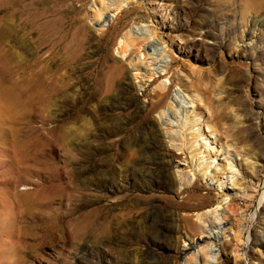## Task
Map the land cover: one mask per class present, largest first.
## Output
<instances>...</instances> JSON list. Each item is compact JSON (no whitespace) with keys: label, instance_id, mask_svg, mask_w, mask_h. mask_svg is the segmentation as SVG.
Listing matches in <instances>:
<instances>
[{"label":"rangeland","instance_id":"rangeland-1","mask_svg":"<svg viewBox=\"0 0 264 264\" xmlns=\"http://www.w3.org/2000/svg\"><path fill=\"white\" fill-rule=\"evenodd\" d=\"M95 1L0 0V27L21 24L0 82L50 73L46 104L20 89V110L0 114V264H183L208 223L215 264H264V0H129L139 17L112 0L125 8L102 27ZM132 27L196 107L173 142L156 121L164 78L140 89L116 61ZM203 157L206 180L176 184L174 167Z\"/></svg>","mask_w":264,"mask_h":264},{"label":"bare ground","instance_id":"bare-ground-1","mask_svg":"<svg viewBox=\"0 0 264 264\" xmlns=\"http://www.w3.org/2000/svg\"><path fill=\"white\" fill-rule=\"evenodd\" d=\"M111 1L112 0H96L94 2L93 13H94L95 18L93 19V22H92V23H94V25H97L98 27L105 26L102 23L105 20L112 19V16L109 15V12L119 11L120 8L124 7V6H122L123 4L128 7L130 13L132 12V14L134 13L136 16L139 17L138 10L135 7L133 8V6H130L129 0H124L123 4L119 5L120 4L119 3L118 6H116L115 3L112 4ZM122 10H120V11H122ZM135 15H133V16H135ZM15 19H16L15 16H11V19L9 21H7L3 27H0V54L2 51H5V50L9 51L10 53L4 55L3 58L7 59V61H9L10 63L15 61V59L20 57L16 51L17 49L20 48L18 41H16L19 35L16 37V34H18V32L21 30L20 29L21 24H19L20 22L17 23V21ZM133 34L137 35V37L135 35L133 37L132 36ZM151 34L152 33L149 30V28H142V27H138L136 29H133V27L130 28V30L127 31V33L122 38L123 43L121 44L120 50L118 52L119 57H118V59H116V61L119 62L120 64L121 63L123 64L122 66L125 67V69L129 75L134 73L135 78L142 77L143 79H148L147 82L141 81L144 84L140 85V89H142V88L146 89L147 87H149L152 84V81L156 82L157 79L164 78L163 81H161V79H160L161 82L159 84H157L158 86H156L153 90L154 93L157 94V99H158L157 103L161 107V110L158 113V117H157L156 121L159 123V126L162 127L164 133H166L168 135L166 137L169 138L171 142H173L174 138L171 137V134L175 135L174 133H178L179 129H183V128L188 127L190 116L197 114L196 113V107L194 105V102L190 101L189 98L183 93V91L176 90V91H174L173 94L170 92L169 86L171 83V81H170L171 79H169V76H168L170 73L169 72V62L166 61L165 67L158 66L157 60L153 56L154 54H149L146 51L147 50L146 48H145L146 49L145 50L144 48H142V47H140V46H138L132 42L133 40H138V38H140V39L150 38V37H152ZM132 43H133V45H132ZM162 73H165V74H162ZM48 75H50V73L48 71H44V70L41 71L40 70V72H38V73H35V74L33 73L31 75V78H29L28 80H24L23 82L21 81V83H22L21 86H19L16 82H15L16 84L13 82V84H15V85L12 84L10 86L4 85L0 82V114L8 116L9 113H11L12 111L15 113L16 112L15 110H17L23 106V102L20 99V93H21L19 91L20 89H21V91L24 90L26 92H28V90H26V89L31 90V93L29 92L30 93L29 94L30 99L28 98L27 101L32 102L33 99L34 100L37 99L38 101L42 102L43 104H46L47 95L49 94L48 93L49 88L44 86V79L48 78L47 77ZM158 76H159V78H158ZM22 77H21V79H24ZM25 79H27V78H25ZM17 81H19V80H17ZM53 83H55V80ZM53 83H52V85H53ZM52 90H53V88H52ZM13 112H12V114H14ZM1 119H3V118H1ZM153 120H155V119H153ZM2 121L0 123V128H1V125L3 123ZM196 137H199V134ZM197 143L199 144V142H197ZM172 147H177V146L172 144ZM178 150L182 151L183 149L182 150L178 149ZM208 161H209V158H206V157H203L200 159V163H199L200 170H199V172H195V171L193 172V171L188 170V167H183L184 165H181L182 162L180 164H177L174 167V169H175L174 170V177H175L174 179H176V184H179L181 187L190 186L198 178V173L203 174V179L206 180L208 175H210L209 174L210 172L208 171L209 166H210ZM229 161H231V159H229ZM184 163L187 164V161L184 160ZM228 166H229L231 177L234 178V176L236 175V172L234 171V168H235L234 162L233 161L229 162ZM222 197H224V195ZM224 201L227 202V200H224ZM223 204L224 203H222V206H219L216 209L211 210L209 213L220 215V213L222 212L221 213V215H222L225 212V210L227 209L225 204L224 205ZM203 215H204V213H203ZM207 217H209V216H206V218ZM222 217H223V215H222ZM217 218H219V217H217ZM197 219L200 220L201 216H198ZM214 223L215 222H213V224ZM216 223L219 224V222H216ZM208 224H205L204 226H202L203 234L207 235L208 238L207 237H201V238L196 239V240L191 239L187 243H184L185 245H184V249H183V258H182L184 260L183 264H215V260H217L218 253H216L213 248L219 247V246H214L213 243L210 241L212 240L211 238H214V239L218 238L220 236L219 234H221V232L216 233L215 230L211 227V225H208ZM213 226H215V225H213ZM224 232H222V233L224 234ZM205 242L206 243L210 242L211 244L209 246H204ZM136 261H137V259H136Z\"/></svg>","mask_w":264,"mask_h":264}]
</instances>
